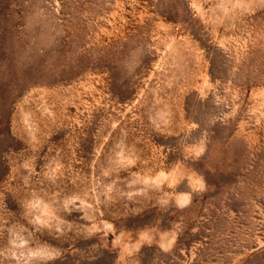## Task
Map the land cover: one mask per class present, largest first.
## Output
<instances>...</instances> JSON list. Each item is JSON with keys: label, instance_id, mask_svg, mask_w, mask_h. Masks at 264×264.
Masks as SVG:
<instances>
[{"label": "rangeland", "instance_id": "374dc122", "mask_svg": "<svg viewBox=\"0 0 264 264\" xmlns=\"http://www.w3.org/2000/svg\"><path fill=\"white\" fill-rule=\"evenodd\" d=\"M0 264H264V0H0Z\"/></svg>", "mask_w": 264, "mask_h": 264}]
</instances>
